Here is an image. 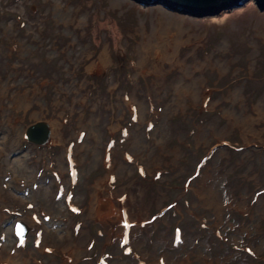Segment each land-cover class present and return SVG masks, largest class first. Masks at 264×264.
I'll list each match as a JSON object with an SVG mask.
<instances>
[{"label":"rangeland","instance_id":"obj_1","mask_svg":"<svg viewBox=\"0 0 264 264\" xmlns=\"http://www.w3.org/2000/svg\"><path fill=\"white\" fill-rule=\"evenodd\" d=\"M0 264H264V11L0 0Z\"/></svg>","mask_w":264,"mask_h":264},{"label":"water","instance_id":"obj_2","mask_svg":"<svg viewBox=\"0 0 264 264\" xmlns=\"http://www.w3.org/2000/svg\"><path fill=\"white\" fill-rule=\"evenodd\" d=\"M141 7L159 4L162 7L178 13L203 16L217 14L223 9L238 7L248 0H131ZM259 11H264V0H253ZM48 132L43 123H34L25 130V138L33 144H43ZM27 229L23 223L14 224V234L19 241L24 240Z\"/></svg>","mask_w":264,"mask_h":264},{"label":"bare ground","instance_id":"obj_3","mask_svg":"<svg viewBox=\"0 0 264 264\" xmlns=\"http://www.w3.org/2000/svg\"><path fill=\"white\" fill-rule=\"evenodd\" d=\"M164 48H165V47H164ZM164 48H163V49H164ZM166 52H167V51H166ZM102 57L104 58V56H102ZM103 58H101V60H103ZM145 62H146V61H145Z\"/></svg>","mask_w":264,"mask_h":264}]
</instances>
